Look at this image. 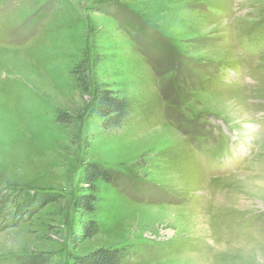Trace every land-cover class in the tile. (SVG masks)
I'll list each match as a JSON object with an SVG mask.
<instances>
[{"label":"rangeland","instance_id":"rangeland-1","mask_svg":"<svg viewBox=\"0 0 264 264\" xmlns=\"http://www.w3.org/2000/svg\"><path fill=\"white\" fill-rule=\"evenodd\" d=\"M0 185V264H264V0H0Z\"/></svg>","mask_w":264,"mask_h":264},{"label":"trees","instance_id":"trees-1","mask_svg":"<svg viewBox=\"0 0 264 264\" xmlns=\"http://www.w3.org/2000/svg\"><path fill=\"white\" fill-rule=\"evenodd\" d=\"M87 71L86 64H80L74 70L73 74L77 78V84L79 85V89L82 93L91 95L93 93L94 97V104L92 107V115L95 116L98 120L101 121V124L104 129H118L124 125L126 122L128 115L130 113V104L127 99L117 97V93L113 90H110V87L106 85H97L96 88L91 90V86L89 85V81L84 77V73ZM100 179L106 180L108 182H112L109 177L105 173H103L98 167H89L85 172L86 181L85 184L87 186L89 194L82 195L77 203L76 207L78 212H81L85 215H90L95 212V208L93 204L96 201L94 194L95 191V183H97ZM1 187V185H0ZM8 191L4 192L3 195L0 196V204L2 202L8 201L11 205L20 206L23 203L25 209L32 208L34 203H43L47 205L54 200L43 199L38 194H30L16 190L15 193L19 192L18 195L19 199L17 201L11 200L12 198L9 197ZM16 202V203H15ZM20 203L19 205L17 203ZM30 205V206H29ZM1 216V215H0ZM83 238H88L92 234L95 233V223L88 222L84 227ZM79 238V237H78ZM107 254L108 256L105 257L103 255ZM120 253H118L119 255ZM118 255L113 256L110 253L97 252L91 258H77L74 264H119L120 258L118 260ZM113 256V257H112ZM19 264H44L42 260L38 258H31L29 259H22L20 260Z\"/></svg>","mask_w":264,"mask_h":264},{"label":"bare ground","instance_id":"bare-ground-1","mask_svg":"<svg viewBox=\"0 0 264 264\" xmlns=\"http://www.w3.org/2000/svg\"><path fill=\"white\" fill-rule=\"evenodd\" d=\"M211 235V234H210Z\"/></svg>","mask_w":264,"mask_h":264}]
</instances>
